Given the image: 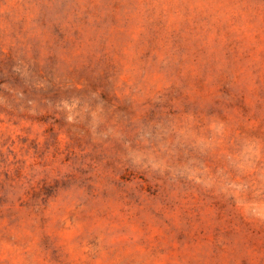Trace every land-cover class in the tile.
I'll use <instances>...</instances> for the list:
<instances>
[{
    "label": "rangeland",
    "instance_id": "1",
    "mask_svg": "<svg viewBox=\"0 0 264 264\" xmlns=\"http://www.w3.org/2000/svg\"><path fill=\"white\" fill-rule=\"evenodd\" d=\"M0 264H264V0H0Z\"/></svg>",
    "mask_w": 264,
    "mask_h": 264
}]
</instances>
